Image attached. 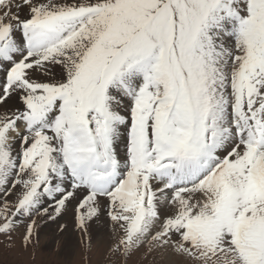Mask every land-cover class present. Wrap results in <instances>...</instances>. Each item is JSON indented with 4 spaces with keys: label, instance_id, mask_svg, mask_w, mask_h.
Here are the masks:
<instances>
[{
    "label": "snow or ice",
    "instance_id": "6c2138e0",
    "mask_svg": "<svg viewBox=\"0 0 264 264\" xmlns=\"http://www.w3.org/2000/svg\"><path fill=\"white\" fill-rule=\"evenodd\" d=\"M65 216L106 264H264V0H0V237Z\"/></svg>",
    "mask_w": 264,
    "mask_h": 264
},
{
    "label": "rangeland",
    "instance_id": "374dc122",
    "mask_svg": "<svg viewBox=\"0 0 264 264\" xmlns=\"http://www.w3.org/2000/svg\"><path fill=\"white\" fill-rule=\"evenodd\" d=\"M43 223L39 229V243L35 248L21 250L19 247V237L17 236L14 241V247L8 250L3 243V237H0V264H106L104 259L105 244L93 242L91 250L82 249L77 240L78 233L72 230L71 221L67 230L74 232L75 242H77V247L72 252L71 256L67 257V259L59 254L61 248L60 242L53 249H47L44 245L47 244L48 236H43L42 232L45 231L46 234L60 231L58 225L65 222L60 219L52 224H48V228L43 227L45 226ZM99 223L101 222L97 224ZM137 264H178V258L172 257L167 253L156 254L155 258L149 257L148 260H141L137 257Z\"/></svg>",
    "mask_w": 264,
    "mask_h": 264
},
{
    "label": "bare ground",
    "instance_id": "6f19581e",
    "mask_svg": "<svg viewBox=\"0 0 264 264\" xmlns=\"http://www.w3.org/2000/svg\"><path fill=\"white\" fill-rule=\"evenodd\" d=\"M61 219L64 220V222L69 225V223H70V217L69 216L62 217ZM52 223L53 222H47L46 221L43 223V224H45V226H43V227L48 228L49 227L48 224H52ZM57 223H59V222H57ZM67 229L68 228H66L63 232L54 231L52 233L50 232V233H46V234H45V231L42 232L43 236H48V241L46 242L47 244L44 246L47 249L48 248L53 249L60 242L61 248H60L59 254L63 257H66V258L71 256L72 252L77 247V245H76L77 242H75L74 232L68 231ZM92 233H93V242H99L101 244H106L107 236H108L107 222L105 221V222H101L99 224H97V223L94 224L93 228H92ZM77 237H78L77 240L79 241V235L78 234H77ZM78 246H80V245H78ZM172 257H174V256H172ZM136 259H137V257H136Z\"/></svg>",
    "mask_w": 264,
    "mask_h": 264
}]
</instances>
